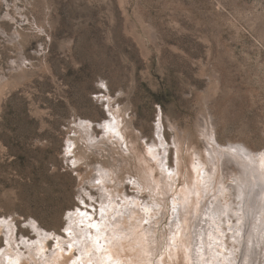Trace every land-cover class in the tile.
<instances>
[{"label": "rangeland", "instance_id": "374dc122", "mask_svg": "<svg viewBox=\"0 0 264 264\" xmlns=\"http://www.w3.org/2000/svg\"><path fill=\"white\" fill-rule=\"evenodd\" d=\"M114 125L123 143L106 133ZM96 167L116 202L124 190L122 205L134 198L161 218L155 264H212L209 251L198 259L204 236L222 264L231 251L264 264V0H0V221L32 242L31 221L64 235L76 208L98 219ZM197 175L210 217L188 221L191 239L172 207ZM83 187L96 202L83 205ZM229 189L238 217L217 207Z\"/></svg>", "mask_w": 264, "mask_h": 264}, {"label": "bare ground", "instance_id": "6f19581e", "mask_svg": "<svg viewBox=\"0 0 264 264\" xmlns=\"http://www.w3.org/2000/svg\"><path fill=\"white\" fill-rule=\"evenodd\" d=\"M84 122L89 130L94 127L93 122ZM99 126L103 129L106 127L109 128L108 124H100ZM112 129L115 135H113L111 130L106 133L117 139V141L122 142L124 140V134L122 130H120L117 125H114ZM156 137L160 144L159 146L162 148V152L165 153V156L161 158V153H158L155 149L151 148L149 156L156 162L159 158L162 160L165 159L163 161L165 162L167 158V149L164 147L165 142L164 138L162 137L161 120L159 121V125L157 127ZM240 148L242 150L240 151V149H238L240 157L243 159V161H246L244 167H248V169L251 167H256L257 165L255 166L254 163H252V166L250 165V161L256 163V159L254 160L252 158V153L249 152V150L244 146H240ZM71 149L72 148L69 147L67 155L68 157L70 155ZM247 154L253 160L247 158ZM241 166L243 167L242 164ZM96 171L97 174H95V178H92L94 181L93 187L102 192L101 197L104 200V202H102L100 212H97L98 219L94 214L89 212H86L82 215L83 210L76 208L77 211L72 212L67 217V227L63 232L64 235L48 234L39 226L37 222L31 221L28 223V225L38 235V239L32 242L24 238H21V241L15 239V234L11 224L5 220L0 221V234H2L3 230L6 231L4 234H6V239L8 242H6V248L0 249V264H155V259L157 258L156 252L159 250L158 248L163 233L161 230L163 226L161 218L158 217L156 220V218H153V216L150 215L152 218L151 219L149 217L150 211H145L146 208L151 210L150 206L145 205V209H143L141 203H138L140 200L137 202L136 199L131 198V200H134L132 201V204L129 203L128 206L122 205L121 201H123V197H126L127 199L129 198L127 192L124 190L120 191L121 193L116 195L115 198H117V200L120 199V201L116 202L110 190L114 181L110 171L104 169L103 167H96L94 172ZM179 171L180 169L177 164L176 174H178ZM199 176L200 175H197L194 182L192 181L193 186L186 188V190L183 192V196L181 197V202L179 205L175 206L176 211L173 212V218L171 220L174 228H176L179 221H181L180 224L181 226H184H182L184 229H186L189 220L191 221L189 224L194 225V220L199 217V213L202 212L203 206L206 205L204 200L206 198L205 195L208 194V192L207 187L205 186L207 185L208 181L202 180ZM140 184L143 186L142 182ZM200 184L204 185V187L200 188ZM123 185L125 186V182ZM157 185L158 184H156L154 187H157ZM234 189L232 191H234ZM232 191H230V189L228 192L224 190L223 195H229L228 198L230 199L227 198L225 201H219V206H217L220 210L224 209L230 218H232V216H237V214L234 212V206L236 204L234 203L232 197H230ZM80 193H84V195L81 196V202L83 205L87 203V200L96 202L92 194L90 192H86L84 187L80 189ZM207 207L208 206L205 207V211L203 210L201 214V216H204L201 219V221L204 223L208 222L206 218L210 217ZM147 220L149 226L144 225L145 221ZM216 229L219 230V232H217L219 235L216 233V239L220 241L217 244H219V246L224 244V247L221 246V248H227L226 244L229 238L233 237L234 240L236 239V241H238L237 238L240 237L236 235L238 232L234 228L235 231H232L229 235V238H226V240L224 239L225 237L221 236L222 234H220L222 230L220 228ZM205 230L202 231L204 232ZM185 233L188 235V237L191 236L192 239L194 231H192L191 228L187 227ZM212 234V236L216 235L214 233ZM52 238L57 241L53 250H51L52 248L49 245ZM193 238L195 239V237ZM195 240H197V238ZM197 242H200L201 244L199 248V252L201 253H199L198 259H201L203 256H205V254H207L205 253L206 250L209 251V256H212V260H210L212 261V264H222L220 263V258H226V252L223 253L224 251H222V255H218L217 257L216 253L212 252L213 250L210 249L211 246L209 247V250H207L208 244L206 242L205 236L201 237L199 240H197ZM229 254L231 255L229 258H227L226 264H240L239 260L237 261V258L234 255V251H231ZM207 259L208 258L204 257V262H207ZM201 261H203V258Z\"/></svg>", "mask_w": 264, "mask_h": 264}, {"label": "snow or ice", "instance_id": "6c2138e0", "mask_svg": "<svg viewBox=\"0 0 264 264\" xmlns=\"http://www.w3.org/2000/svg\"><path fill=\"white\" fill-rule=\"evenodd\" d=\"M145 211H150V210L146 208ZM172 211H176V207H175V206L172 207ZM83 214H84V213H82V215H83Z\"/></svg>", "mask_w": 264, "mask_h": 264}]
</instances>
